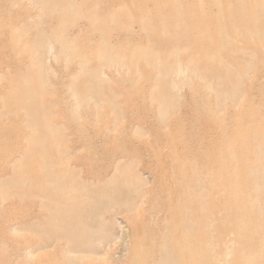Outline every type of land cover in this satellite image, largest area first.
I'll return each instance as SVG.
<instances>
[{
	"label": "rangeland",
	"instance_id": "rangeland-1",
	"mask_svg": "<svg viewBox=\"0 0 264 264\" xmlns=\"http://www.w3.org/2000/svg\"><path fill=\"white\" fill-rule=\"evenodd\" d=\"M262 243L264 0H0V264Z\"/></svg>",
	"mask_w": 264,
	"mask_h": 264
},
{
	"label": "bare ground",
	"instance_id": "bare-ground-1",
	"mask_svg": "<svg viewBox=\"0 0 264 264\" xmlns=\"http://www.w3.org/2000/svg\"><path fill=\"white\" fill-rule=\"evenodd\" d=\"M43 247H44V245H43ZM79 247H81V246H79ZM33 249H35V248H33ZM260 249H261V251H259L258 254L255 253V252H252V253H249L247 255V257H245L246 254H242L241 258H243V257H245V258H244V260H243V262L241 264H253V262H258V264H264V243L261 244ZM71 252H73V251H71ZM230 255H231V251L229 249L228 244H224L223 248H222V252H221L220 258L217 260V264H229L228 263V258H229Z\"/></svg>",
	"mask_w": 264,
	"mask_h": 264
}]
</instances>
